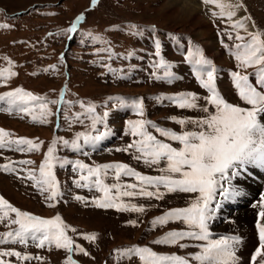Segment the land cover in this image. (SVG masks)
Segmentation results:
<instances>
[{
	"label": "snow or ice",
	"instance_id": "obj_1",
	"mask_svg": "<svg viewBox=\"0 0 264 264\" xmlns=\"http://www.w3.org/2000/svg\"><path fill=\"white\" fill-rule=\"evenodd\" d=\"M98 3L99 0H90V8H96ZM203 3L218 9L212 11L211 15L226 22L222 34L237 41L229 49L236 61V70L230 72V83L240 103L234 104L225 98L217 85V67L195 47L189 50L186 60L192 63L195 78L206 95L188 91L154 97L157 101H168L180 110L198 113L196 116L169 117L172 123L180 126L181 131L177 132L149 120L145 114L144 99L141 97L108 98L115 100L119 107L132 108L139 117L126 122L125 134L133 139L124 148H117L116 151L134 152L135 160L149 168H155L159 175H145L120 162L91 166L80 160L70 161L57 156L58 145L82 151L84 146H95L110 134L105 123L109 113L105 111L102 116L96 115V105L91 102L86 104L84 101L76 102L83 111L73 113L71 118L65 116V119L82 123L81 118L87 117L91 122V131L77 132L72 140L54 137L47 151L43 153L44 158L39 164L38 175L35 169H20L26 171L22 179L32 181L33 187L42 195L46 194L47 201H53L62 195L54 168L71 166L78 174V178L74 180L76 187L102 194L99 198L91 199L94 207L115 209L118 212L140 214L146 211L144 205L126 202L123 198L162 200L169 194H191L188 206L169 209L150 221L153 228L166 226L170 222L185 225L184 229L167 231L150 242L153 245L176 248L178 251L157 252L147 245H132L115 250L118 262L128 260L135 261L136 264H239L237 250L241 238L222 235L212 239L210 225L221 207V200L216 199L217 194L223 200L234 199L240 192L233 182L238 178L242 179L252 168L264 169V30L259 29L255 20L247 13L244 0H203ZM88 10L90 9L85 11ZM241 11L245 14L238 17L237 14ZM85 20V13H80L65 33H76L78 25ZM11 28L12 25L0 23V29ZM128 28L133 35H142L144 31L136 25H129ZM229 28L232 31H228ZM148 31L153 35L156 57L151 64V76L156 81L171 84L180 77L172 70L173 65L164 58L161 41L155 36V27ZM68 38L71 40L73 37L69 35ZM100 51L108 52L111 58L110 49ZM3 59L9 65L8 68L0 69V80L6 87L7 82L17 73L11 71L13 62L8 57ZM105 67L114 71L108 65ZM248 69L253 71L249 72ZM50 70L55 71L56 65L44 69ZM160 70H163L162 75L159 74ZM66 90L67 84L60 90L59 100H49L17 87L0 93V101L6 103L5 110L12 111L15 108L17 112L30 115L33 122L44 124L48 122L49 117L58 116L63 105L73 106L74 102L64 99ZM49 105H57L56 112H53ZM98 125L103 126L104 130H99ZM189 125L192 127L189 128ZM12 137L11 132L0 128V150L31 153L40 152L42 149L43 141ZM174 143L179 147H174ZM33 163L31 160H19L0 165V169L15 172L17 168L14 164L24 166ZM110 173H114L116 183H105ZM122 177L132 178L136 182L121 183ZM74 199L86 204L89 202L79 195ZM49 206L54 205L50 203ZM253 207L259 208L255 221L258 246L251 254L249 264H264V193ZM11 214H14V218ZM0 222H5L9 228L8 231L0 233V245L18 243L27 247L29 241H32L36 248L54 246L55 249L68 253L65 264H77L72 253L90 255L68 235L69 231L75 233L76 229L65 224L59 215L50 219L41 218L21 211L0 196ZM129 223L133 227L137 225L136 221ZM13 225L16 227L12 228ZM82 238L90 242L97 239L95 233L83 234ZM189 248L196 251L186 252ZM180 252L185 254L181 255ZM5 258H15L18 264H28L32 260L43 261L42 257L28 252L0 248V264H11V261Z\"/></svg>",
	"mask_w": 264,
	"mask_h": 264
},
{
	"label": "rangeland",
	"instance_id": "obj_2",
	"mask_svg": "<svg viewBox=\"0 0 264 264\" xmlns=\"http://www.w3.org/2000/svg\"><path fill=\"white\" fill-rule=\"evenodd\" d=\"M244 4L247 5L248 11L252 13L253 19L256 23H259L258 26L264 28V6L262 0H244ZM35 6H37V8L32 9ZM86 9L90 10L85 11ZM0 10L2 11V14L0 13V23L12 25L10 30L0 29V52L13 59L14 69L17 73L11 87L24 86L35 94L47 92L51 95H55L59 86L65 84L69 80V93L72 96H84L90 101L99 99L100 97H103L106 92L114 90L100 84L95 80L94 75L77 71L75 68L71 71L72 77L70 76L68 79L64 76L53 79L43 76H40L39 78L30 77L29 70L31 69L30 66L27 65V60L31 56H34L35 52L32 49H23L18 42L21 38L27 39L30 35H33V27L39 22H43L45 25H47V23H52L56 25V27L66 28L76 15L83 12L86 16L84 28L89 30L107 32L105 27L109 25L116 24L120 21L134 20L145 24H155L162 29L173 32L177 31L188 33L193 39H196L199 43H201L202 47H204L201 37L197 35L200 30H203V38L210 40L218 47L219 50V46L213 39L210 25L207 23L210 19L208 14H204L203 19L205 23L202 24L203 21L200 22L196 19L186 18L181 15L177 8H171L167 5L165 0H99L98 5L94 9L90 8V0H0ZM51 11H56L61 14L50 19L38 18L41 12L47 15ZM7 12H9L10 15L15 16L6 19L5 17H7ZM206 12H208V9H206ZM20 13L24 14L21 16L17 15ZM219 21L223 22V20L220 19ZM124 25L127 26V24ZM115 38L116 40L122 41H114L110 46L112 48L119 46L125 55H129L132 47L131 41L118 34ZM99 43L101 45H106V42L103 41H99ZM15 44H18V46ZM61 48L62 46L54 48L55 53L60 52ZM219 51L222 52L221 50ZM207 57L208 59L211 58L215 62V66L218 65V62L216 64V61L212 56H209L208 54ZM175 60L176 58L174 57L169 59L171 64ZM124 64L129 63H114L111 68H120L123 67ZM218 85L219 90L225 98H232L227 81L222 83V86H225V90L221 87L220 83H218ZM0 122L5 124V126H9L17 130L21 134L38 136L39 139L45 140V142H48L52 135L51 132L49 133V129H29L17 125L12 121L2 120ZM0 186L2 190L5 191L4 195L20 207L30 211H37L38 213L42 212L38 205L26 197H22L20 194L15 192L14 189L9 187L4 179L0 180ZM66 210H64V212ZM47 213L49 214V212ZM68 213H71L70 209L68 210ZM66 218L73 223L86 227L87 229L102 230L103 233L108 231L111 232L110 234H106V236L104 235L102 237L103 248L101 249L102 252L99 254V257L95 259V261L98 260L95 262L96 264H99L100 259L103 258L104 252L110 246L119 243L131 242L138 237V234L134 232L130 233L127 231L129 232L128 234H123L126 232L123 231L122 233L121 230L117 229L116 222L113 223L112 219L107 217L99 216V218L94 219V216H92V220H90L88 219V215H82L79 212L74 211L72 215L67 214ZM95 256L96 255H94V257ZM53 258H57L56 262H58L59 259L57 256H54ZM95 263L91 262V264Z\"/></svg>",
	"mask_w": 264,
	"mask_h": 264
},
{
	"label": "bare ground",
	"instance_id": "obj_3",
	"mask_svg": "<svg viewBox=\"0 0 264 264\" xmlns=\"http://www.w3.org/2000/svg\"><path fill=\"white\" fill-rule=\"evenodd\" d=\"M165 2L171 8H177L178 11L180 12V14L183 15V16H185L186 18L196 19V20H198L200 22L203 21L202 24L205 23L203 17H204V14H207L206 13V9H208V12L218 11V9H216L213 5H206V4H204L203 3V0H165ZM262 3H263V6H264V0H262ZM247 13H248V11H247ZM244 14L245 13L243 11H241V12H239L237 14V16L239 17V16L244 15ZM220 20H222V19H220ZM192 30H194V29H192ZM197 35L199 37H201L202 43L204 45V47H202L201 43H199L200 44V47H201L200 50L203 52V54L206 57L209 54V56H212L215 59L216 64L218 62V65L217 66H220V65L223 66V63H224V60H225V57H223V54L226 51L223 50L222 52H220L218 50V47L214 43H212L210 40H206V38H203L204 37L203 30H200V32ZM191 39L194 40L192 37H191ZM182 52L185 53V50L182 49ZM189 68H192V65L191 64H189L187 66V70ZM222 83H224V80H222L220 82L221 87L224 89L225 86L223 87L222 86ZM243 218L244 219L247 218L246 214L243 215Z\"/></svg>",
	"mask_w": 264,
	"mask_h": 264
}]
</instances>
